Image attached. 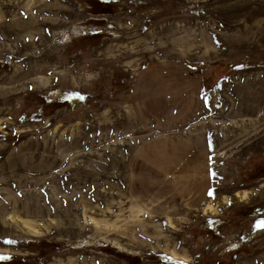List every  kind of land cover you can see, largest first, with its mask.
<instances>
[{
	"label": "rangeland",
	"instance_id": "rangeland-1",
	"mask_svg": "<svg viewBox=\"0 0 264 264\" xmlns=\"http://www.w3.org/2000/svg\"><path fill=\"white\" fill-rule=\"evenodd\" d=\"M263 211L264 0H0V264H264Z\"/></svg>",
	"mask_w": 264,
	"mask_h": 264
},
{
	"label": "crops",
	"instance_id": "crops-1",
	"mask_svg": "<svg viewBox=\"0 0 264 264\" xmlns=\"http://www.w3.org/2000/svg\"><path fill=\"white\" fill-rule=\"evenodd\" d=\"M170 141L169 143H162L159 144L162 148L163 152H169L173 156V159H165L162 157L161 161H156L155 159V153H156V143L150 144L148 148V154L149 156L154 158L155 164L154 166H158L159 168L156 169L154 168H148V174L149 177H151V182L155 183L159 181L160 178H165V177H171L173 180H177L180 177H183L184 174L188 173V169L186 171H182L181 167L185 165V163L181 160H185L187 165H190L192 169V173L196 175L197 173H202L203 171H199L198 169L201 170H206L205 173L210 172L209 166L205 164L204 157L198 153L199 151H192L191 144L192 140L185 138L183 136H179L177 134H174L170 137H166ZM199 147V146H198ZM200 148V147H199ZM160 156V155H159ZM161 166H165V169L162 170ZM186 166V165H185ZM187 167V166H186ZM148 178V177H147ZM149 179V178H148ZM157 179V180H156ZM150 180V179H149ZM150 182V183H151ZM149 183V184H150Z\"/></svg>",
	"mask_w": 264,
	"mask_h": 264
},
{
	"label": "bare ground",
	"instance_id": "bare-ground-1",
	"mask_svg": "<svg viewBox=\"0 0 264 264\" xmlns=\"http://www.w3.org/2000/svg\"><path fill=\"white\" fill-rule=\"evenodd\" d=\"M138 1H140V0H138ZM36 22H32L31 24H35ZM160 27V26H159ZM97 29V28H96ZM171 29H173V28H171ZM96 32L97 30H94L93 28L92 29H85L83 32L84 33H92V32ZM109 32H111V35L113 34H116V36H113V37H120V35H119V33L118 32H115V31H112V30H109ZM159 32V29L158 28H153V31H152V35L151 34H148L146 37L147 38H150V37H152L153 35H155V34H157ZM199 33L201 34V35H204L205 36V40H204V42H203V45L202 46H200V49H204V48H208V53L209 54H214V52L217 50L216 49V47H213L214 46V44H213V41H212V38L211 37H209L207 34H205L204 32H200L199 31ZM167 42V41H166ZM229 49H231L232 48V46H230V47H228ZM157 52L158 51H160V47L156 50ZM185 57H187L188 59H191V58H193V57H191V56H185ZM157 67H159V68H162V69H164V67L162 66V65H159V66H157ZM195 77V76H194ZM137 82V80H135V83ZM247 82L249 83V84H251V83H257V84H262V83H260V82H257V81H250V80H247ZM234 88V92H237V87L236 86H234L233 87ZM53 93L56 95L57 93H59L58 91H53ZM257 96V94H253L252 92H246V94H244L243 95V97H245V99H247V100H249V101H252L251 99H254L255 97ZM240 102V104L241 103H244V100H242L241 99V97H238V99L236 100V103H239ZM251 107H253L254 108V111H252V112H255V111H259V109L260 110H262V108H257L256 106H251ZM251 107H249L248 109L251 111ZM143 118H145V117H143ZM155 121V118L154 117H152V118H148V122H143L142 121V123L143 124H149V123H152V122H154ZM198 121V120H197ZM141 124V122L138 120V124L137 123H134L133 121H126V123L124 124V125H129V127L130 128H132V130L131 131H133L134 130V128H136L137 126H139ZM193 124H191V125H189L188 126V129H189V127L190 126H192ZM1 127H3V125L1 126ZM196 126H194V128H195ZM169 128H172V126H170ZM210 165H211V169H213V167H214V163H211L210 162ZM215 168V167H214ZM250 195H251V192H250V190H242V191H238V192H236V194H235V199L236 200H239V201H245V200H247V199H250ZM224 202H226V200H224ZM207 207H209L208 209H206V210H210V211H214V204L213 203H208V206ZM216 207H217V205H216ZM216 207H215V209H216ZM263 213H264V211H263ZM28 216H30V215H28ZM170 224H172L171 222H170ZM31 233H33L34 235H38V236H41L42 235V233H41V231L40 230H38V229H32L31 228ZM105 240V244H108L110 241H116V240H111L110 238H107V237H104V238H102V239H100V240H97V241H99V242H101V241H104ZM85 243H87V241H85ZM239 242H237L235 245H237ZM117 246H119V243H117L116 244ZM171 255L175 258V259H177V258H179V255L180 254H178L177 252H175V251H171ZM184 258H186V257H183V259ZM187 261H188V259H186Z\"/></svg>",
	"mask_w": 264,
	"mask_h": 264
},
{
	"label": "snow or ice",
	"instance_id": "snow-or-ice-1",
	"mask_svg": "<svg viewBox=\"0 0 264 264\" xmlns=\"http://www.w3.org/2000/svg\"><path fill=\"white\" fill-rule=\"evenodd\" d=\"M213 176H215L216 174L213 172L212 173ZM213 193L210 191L209 195H212ZM257 227H264V222H260L256 225ZM7 243H13V241H7Z\"/></svg>",
	"mask_w": 264,
	"mask_h": 264
},
{
	"label": "flooded vegetation",
	"instance_id": "flooded-vegetation-1",
	"mask_svg": "<svg viewBox=\"0 0 264 264\" xmlns=\"http://www.w3.org/2000/svg\"><path fill=\"white\" fill-rule=\"evenodd\" d=\"M107 1H111V0H107ZM199 73L195 74V73H192L193 76L197 77Z\"/></svg>",
	"mask_w": 264,
	"mask_h": 264
}]
</instances>
